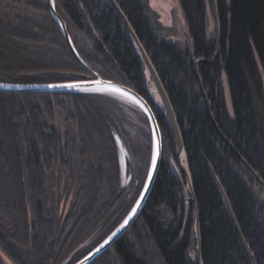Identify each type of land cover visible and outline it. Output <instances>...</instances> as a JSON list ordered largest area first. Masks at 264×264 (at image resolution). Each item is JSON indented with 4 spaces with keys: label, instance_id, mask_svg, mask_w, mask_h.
Returning a JSON list of instances; mask_svg holds the SVG:
<instances>
[{
    "label": "trees",
    "instance_id": "obj_1",
    "mask_svg": "<svg viewBox=\"0 0 264 264\" xmlns=\"http://www.w3.org/2000/svg\"><path fill=\"white\" fill-rule=\"evenodd\" d=\"M114 2L54 0L93 74L70 51L47 0H0V84L101 78L141 95L158 122L163 156L147 203L92 264H251L232 214L264 264V0H216L217 42L208 1L176 0L185 47L167 38L149 0ZM127 24L173 109L179 157ZM139 133L152 151L148 116L120 93L0 92V248L14 264H76L123 224L150 172L135 150L144 146Z\"/></svg>",
    "mask_w": 264,
    "mask_h": 264
},
{
    "label": "water",
    "instance_id": "obj_2",
    "mask_svg": "<svg viewBox=\"0 0 264 264\" xmlns=\"http://www.w3.org/2000/svg\"><path fill=\"white\" fill-rule=\"evenodd\" d=\"M114 6H116L114 0H109ZM208 1V7L210 11V15L213 21V32L215 34V41H218L219 38V22L217 17V7H216V0H207ZM49 11L51 13L52 18L55 20V22L58 24L59 29L67 42V45L74 55V57L77 59V61L87 70L95 74L82 60L80 55L78 54L77 50L75 49V46L73 44V41L71 39V36L68 32L67 26L63 19L58 15L55 7L54 0H47ZM128 28L130 29L137 45L139 46V49L141 51L142 58L146 64V67L149 71L150 77L155 85V88L158 92V95L161 99V102L163 104L164 110L166 112V115L168 117V120L170 122V126L177 144V156L179 157L181 153L183 152V143L180 135V131L175 119V115L173 112V109L171 107V104L169 102V99L165 93V90L155 72L153 69L147 55L145 54L143 48L140 46L137 38L135 37V34L133 33L130 26L127 24ZM69 85H74L75 87H69ZM78 91H110L115 93H120L123 95H126L133 100H135L139 105L143 108L144 112L149 118V121L151 123L152 127V133H153V159H152V165L150 168V172L146 181V184L140 194V197L134 206L133 210L127 217V219L123 222V224L106 240L104 241L99 247H97L94 251H92L90 254H88L86 257L81 259L76 264H92L97 258H99L101 255H103L107 250H109L119 239H121L125 233L130 229V227L133 225V223L137 220V218L140 216L141 212L143 211L147 200L151 194V191L153 189V186L155 184L160 165L162 162V156H163V146H162V136L159 129L158 122L156 120V117L154 115V112L151 108V106L148 104V102L138 93L133 91L132 89L125 87L119 83L112 82V81H106L101 78H98L94 81H84V82H71V83H60V84H45V85H4L0 84V92L5 93H14V94H24V93H63V92H78ZM206 99V98H205ZM208 108H209V114L210 112V105L209 102L206 100ZM184 171V170H183ZM229 209L230 206L227 203ZM231 210V209H230ZM233 221L235 228L237 230L238 236L241 240V243L249 257L251 264H256L254 257L249 250L247 243L239 229V226L232 214Z\"/></svg>",
    "mask_w": 264,
    "mask_h": 264
},
{
    "label": "rangeland",
    "instance_id": "obj_3",
    "mask_svg": "<svg viewBox=\"0 0 264 264\" xmlns=\"http://www.w3.org/2000/svg\"><path fill=\"white\" fill-rule=\"evenodd\" d=\"M150 6L158 12V14L161 17V22L164 24L166 28L170 29V36L167 38L172 41L180 44L182 47H185L187 45L186 43V35H185V23L182 11L180 7L178 6L176 0H149ZM172 31V33H171ZM151 90L153 92L154 98L159 100L158 94L155 91V88L151 87ZM138 141L144 140L143 144L144 146L136 145V152L141 156V159L144 161L145 168H151L152 165V159L153 154L151 155V152L153 153V150L151 151L148 144V139H145V136L139 133ZM154 148V146H152ZM184 160V157H182ZM129 160L128 154L123 147V145H120V162H121V169H122V186L126 187L131 182V176L129 175L127 171V162ZM184 167H186V163L184 162ZM140 197V196H139ZM138 197V199H139ZM129 202L127 204L124 203L123 207H126L128 204L132 203L133 200L129 199ZM65 208V205L63 203V207ZM68 209V207H67ZM130 209V208H129ZM194 253L192 254V258H194ZM0 258L4 264H14V262L5 254V252L0 248Z\"/></svg>",
    "mask_w": 264,
    "mask_h": 264
},
{
    "label": "snow or ice",
    "instance_id": "obj_4",
    "mask_svg": "<svg viewBox=\"0 0 264 264\" xmlns=\"http://www.w3.org/2000/svg\"><path fill=\"white\" fill-rule=\"evenodd\" d=\"M69 87H75L74 85H69Z\"/></svg>",
    "mask_w": 264,
    "mask_h": 264
}]
</instances>
